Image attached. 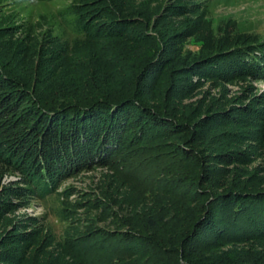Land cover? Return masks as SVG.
I'll list each match as a JSON object with an SVG mask.
<instances>
[{
  "label": "rangeland",
  "instance_id": "obj_1",
  "mask_svg": "<svg viewBox=\"0 0 264 264\" xmlns=\"http://www.w3.org/2000/svg\"><path fill=\"white\" fill-rule=\"evenodd\" d=\"M104 8L112 15L101 21L121 28L99 38ZM208 56L212 76L189 81L185 69ZM229 67L240 77L220 75ZM0 73L52 95L140 92L138 101L190 127L135 156L102 155L49 175L43 191L35 167L0 139V242L18 241L13 264H174V246L204 215L209 194L264 188V0H0ZM239 109L236 123L224 117ZM181 146L246 160L212 164L221 169L202 180ZM97 228L152 237L164 261L149 250L103 248ZM216 253L264 264V240Z\"/></svg>",
  "mask_w": 264,
  "mask_h": 264
},
{
  "label": "trees",
  "instance_id": "obj_2",
  "mask_svg": "<svg viewBox=\"0 0 264 264\" xmlns=\"http://www.w3.org/2000/svg\"><path fill=\"white\" fill-rule=\"evenodd\" d=\"M111 15L109 8L101 9L96 15L95 28L99 38L112 37L121 28V24L101 21ZM210 57L185 69L189 81L194 82L202 75L212 76L210 67L216 62ZM225 71L222 74L219 71L224 78L240 77L233 67ZM45 92L47 89H30L18 79L0 73V139L6 142L5 148L11 147L24 164L35 167L34 171L40 177L34 181L44 185L41 191L51 182L49 175H59L70 166L88 164L102 155L135 156L155 137H173L190 130L186 124L138 101L140 92L132 95L123 91L88 90L79 95L68 93L61 96ZM245 112L239 109L224 117L236 123ZM178 149L185 160L202 170V180L221 169L209 167L212 164L232 166L246 160L241 153L202 157L186 146ZM8 191L19 189L10 187ZM207 198L204 215L179 239L170 258L176 260L174 264H246L236 261L241 259L239 253L219 255L216 252L228 245L264 240L263 186L229 187L222 193L209 194ZM3 205L0 199V210H4ZM95 236L103 248L114 246L122 255L137 256L138 250H149L150 255L162 257L165 252L161 246L163 243L137 231L97 228ZM16 242H0V264H13L21 259L18 250L11 246Z\"/></svg>",
  "mask_w": 264,
  "mask_h": 264
}]
</instances>
